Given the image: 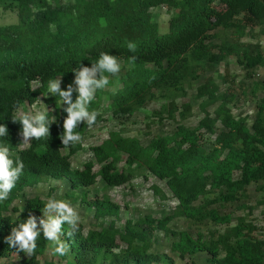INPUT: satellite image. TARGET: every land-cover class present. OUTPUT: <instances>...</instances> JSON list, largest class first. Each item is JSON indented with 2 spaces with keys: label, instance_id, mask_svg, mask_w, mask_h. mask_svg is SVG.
<instances>
[{
  "label": "trees",
  "instance_id": "16d2710c",
  "mask_svg": "<svg viewBox=\"0 0 264 264\" xmlns=\"http://www.w3.org/2000/svg\"><path fill=\"white\" fill-rule=\"evenodd\" d=\"M159 6L170 13L165 31L151 14ZM0 10L16 17L15 22L0 24V123L9 130L8 136L0 137V144H7L12 157L25 166L8 199L0 202V258L17 253L5 240L11 228L30 212L38 218L43 214L47 200L23 190L53 178L68 184V197L80 191V202L100 220L98 227L88 229L80 223L71 239L66 234L61 237L70 245L67 264H175L154 248L160 231L172 239L170 251L182 260L188 258L187 264H199L198 255L205 256L207 264H264V239L253 235L252 222L241 216L229 227L231 216L212 207L239 203L251 212L252 207L241 204L247 189L254 186L264 194V80L250 86L254 95L262 91L252 114L236 116L230 106L234 94L223 91L214 77L216 67L233 57L245 73L238 85L243 88L264 66L262 43L242 40L264 26V0H0ZM128 42L137 44L136 53L128 51ZM101 51L116 55L121 71L109 77V85L98 90L89 105V111L101 113L95 125L104 121L103 105L110 117L121 120L144 111L155 100L165 103L166 118L174 119L178 112L185 119L191 104L179 108L176 100L193 83V98L201 112L197 123L178 122L173 130L151 137L146 144L111 131L99 144L89 146L90 159L73 167L71 160L82 150V142L68 148L62 145L66 105H60L58 95L48 94V83L60 77L61 88L66 89L74 79L72 70L80 63L90 67ZM132 55L134 65L129 63ZM39 98L51 107L44 112L49 119L55 116L56 122L50 126L49 138L24 145L21 125L11 118L33 114L30 107ZM87 130L86 124L76 129L82 139ZM147 173L168 189L175 203L170 213L140 215L118 227L120 205L105 193L88 197L86 189L98 180L107 189ZM153 189L166 199L160 188ZM16 200L21 207L14 204ZM105 218H110L109 223L101 225ZM178 218L227 228L193 235L169 227ZM63 230L66 233L69 226L65 224ZM48 242L41 231L33 255L1 264H41L39 256Z\"/></svg>",
  "mask_w": 264,
  "mask_h": 264
},
{
  "label": "rangeland",
  "instance_id": "374dc122",
  "mask_svg": "<svg viewBox=\"0 0 264 264\" xmlns=\"http://www.w3.org/2000/svg\"><path fill=\"white\" fill-rule=\"evenodd\" d=\"M151 11L153 19L159 24L161 31H165L167 19L170 15L167 8L165 6H159ZM15 21V15H10L7 12L3 13L0 10V24ZM260 28L261 30L262 28L264 30V26L256 27L253 32H251V36L247 35V37H244L242 40L246 42H260L264 46V33H261ZM225 74L226 77H224ZM244 75V71L239 67L233 57H228L224 62L220 63L215 70L214 77L216 82L220 84V88L223 91L229 90L234 94V99L230 106L236 116L252 114L254 109L253 104L255 100L261 96L262 91L259 90L254 95L251 93L250 86L252 82H259L262 79L264 80V66L258 68L252 79L247 80L245 87L242 88L238 85L240 82L244 81ZM224 78H226L227 81H224ZM201 82H203L202 77L200 78L199 83ZM195 86L196 84L193 83L187 88L186 94L178 97L176 100L179 108L181 104H191V110L185 119H182L178 112L175 114L174 119L166 118V112H163L162 110V106L165 103L160 100L151 102L144 111H139L136 115L131 117L121 118V120L110 117L108 107L103 105L100 110H102L104 121L94 125L91 129L88 128L81 141L83 146L82 150L71 160L72 166H81L84 161L90 159L91 152L88 150L89 146L99 144L111 131H120L125 136L137 137L142 143L146 144L151 137L173 130L178 122L194 126L197 123V120L201 117V112L197 108V101L193 98ZM50 109V106H45L43 98H39V100L30 107L33 115L38 111H47ZM157 112H160L161 115H153V113ZM122 166L123 162H120L118 167L121 168ZM96 168L97 167H95V169ZM153 186L160 188V190L166 195V199H161L154 192ZM68 189V184L65 181L50 178L34 187L25 188L23 192L28 196L39 195L46 200L55 197L56 199L68 201L78 211L81 217V223L85 228L98 227L100 225V220L98 221L94 219L93 209L91 207L80 202V191L74 192L73 197H68ZM86 190L89 192V198L99 197L105 193L113 202L120 205L121 211L116 222L118 227H121L126 219H136L140 215L153 214L158 217L163 214H168L172 211L175 205L165 184L151 176L149 173L145 175H136L127 185L107 189L104 188L102 183L98 180ZM246 193V198L242 200L241 204L252 207L251 212H248L247 208H242L239 203L222 206L215 204L212 207L216 208L222 214H229L231 216L232 221L229 227L235 225L238 217L244 216L248 221H251L256 228L253 235L257 238L264 239V194L255 191L254 186H250ZM14 204L21 207V203L18 200H16ZM42 216L43 214L41 217ZM109 221L110 218H105L104 221H101V225H107ZM169 227L173 230H188L193 235L201 231L204 236H206L209 231L221 232L227 228L224 225H216L211 222L198 224L183 218L172 220ZM155 239L154 248L157 253L167 254L174 260L175 264H187L188 258L182 260L170 251V243L172 241L170 237L164 236L160 231L156 233ZM54 247L55 245L49 241L44 253L39 256L41 264L44 261L49 260L59 264H67V261L70 258L69 252L63 256L54 254ZM25 255V253H12L7 258H0V264L5 261L18 262L22 260ZM196 260L199 264H207L205 256L203 255H198Z\"/></svg>",
  "mask_w": 264,
  "mask_h": 264
},
{
  "label": "clouds",
  "instance_id": "9594fccd",
  "mask_svg": "<svg viewBox=\"0 0 264 264\" xmlns=\"http://www.w3.org/2000/svg\"><path fill=\"white\" fill-rule=\"evenodd\" d=\"M127 49L131 53H136L137 44L128 42ZM135 60V55L129 57L131 65H134ZM120 71L121 63L116 55L101 51L98 60L91 63L90 67L80 63L78 69L72 70L74 79L66 89L61 88L60 77L49 81L48 94L58 95L60 105H66L63 108L66 116L63 119V131L60 134V141L65 148L82 141L80 132L76 131L80 124H86L91 129L97 123V117L101 113L99 110L89 111V105L95 99L96 92L104 90L109 85V77L118 75ZM74 92L76 97L73 100ZM11 119L13 123L17 121L20 123L19 135L22 137V143L28 146L32 140L49 138L50 126L56 122L55 116L49 119L44 111H38L34 115L21 113ZM8 134V127L0 123V137H6ZM24 167L21 159L12 157L7 144H0V202L8 199L10 192L21 179ZM23 210L22 208L18 213L16 220H19V214ZM41 212L43 216L39 218L30 212L18 226L12 227L10 234L5 237L7 244L10 248L16 249L17 254L23 252L31 256L37 248V240L42 231L44 239L55 245L53 253L66 255L70 251V245L61 240V237L66 234L71 239L79 231L81 217L78 211L68 201L52 197L44 203ZM65 224L69 226V231L66 233L63 230Z\"/></svg>",
  "mask_w": 264,
  "mask_h": 264
}]
</instances>
